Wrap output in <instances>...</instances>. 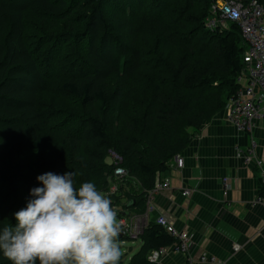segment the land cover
Returning <instances> with one entry per match:
<instances>
[{
  "label": "trees",
  "instance_id": "1",
  "mask_svg": "<svg viewBox=\"0 0 264 264\" xmlns=\"http://www.w3.org/2000/svg\"><path fill=\"white\" fill-rule=\"evenodd\" d=\"M209 5L0 0V229L16 224L46 172L107 193L109 151L127 178L108 198L143 213L146 192L239 87L240 31L206 30ZM139 242L126 264H153L147 256L175 239L149 222ZM0 264L12 262L0 252Z\"/></svg>",
  "mask_w": 264,
  "mask_h": 264
},
{
  "label": "crops",
  "instance_id": "2",
  "mask_svg": "<svg viewBox=\"0 0 264 264\" xmlns=\"http://www.w3.org/2000/svg\"><path fill=\"white\" fill-rule=\"evenodd\" d=\"M227 116L225 107L204 122L179 154L183 167L177 168L173 157L170 170L159 177L169 179L170 188L153 195L149 222L166 216L188 233L191 250L168 247L158 264H264L263 184L255 164L243 162L237 153L251 148L253 139L264 163V123L257 122L251 138ZM185 189L190 196H182Z\"/></svg>",
  "mask_w": 264,
  "mask_h": 264
},
{
  "label": "clouds",
  "instance_id": "3",
  "mask_svg": "<svg viewBox=\"0 0 264 264\" xmlns=\"http://www.w3.org/2000/svg\"><path fill=\"white\" fill-rule=\"evenodd\" d=\"M74 172L36 179L15 225L0 229V252L12 264H119L121 223L112 201L93 182L78 188Z\"/></svg>",
  "mask_w": 264,
  "mask_h": 264
},
{
  "label": "built area",
  "instance_id": "4",
  "mask_svg": "<svg viewBox=\"0 0 264 264\" xmlns=\"http://www.w3.org/2000/svg\"><path fill=\"white\" fill-rule=\"evenodd\" d=\"M232 25L238 27L245 51L242 57L244 67L237 78L239 87L226 104L227 118L231 125L250 134L252 138V132L257 122L264 123V5L259 4L256 0H210L208 15L204 20L205 29L212 32L218 29L229 30ZM251 143V148L237 153L243 162L255 164L261 184L264 185V163L255 154L253 139ZM173 162L177 168L183 167V161L179 155L173 158ZM106 163L113 166V171L108 178L109 191L104 194L111 196L116 194L120 187H125L123 180L127 178V171L120 166L122 158L114 151H109ZM224 181L227 183L226 178ZM169 188V179L157 180L154 186L146 192L145 209L140 214L127 213L125 209L112 205L122 226L120 235L122 238L139 241V237L149 224V214L153 210L151 202L153 195ZM190 194L191 190L189 189L182 192L183 197H188ZM258 200L263 201L261 197ZM153 223L162 227L175 239V243L169 248L172 247L182 253H188L191 250L188 233L175 228L173 222L166 216L156 217ZM234 247L235 251L239 249L237 245ZM166 249L152 251L147 256V260L158 264L160 255Z\"/></svg>",
  "mask_w": 264,
  "mask_h": 264
},
{
  "label": "rangeland",
  "instance_id": "5",
  "mask_svg": "<svg viewBox=\"0 0 264 264\" xmlns=\"http://www.w3.org/2000/svg\"><path fill=\"white\" fill-rule=\"evenodd\" d=\"M111 18V16H110ZM69 111H75L73 107L68 108ZM120 207V206H119ZM139 242L138 241H124L123 243H120L121 251H122V264H126L130 260V253H134L137 251V247L139 249Z\"/></svg>",
  "mask_w": 264,
  "mask_h": 264
},
{
  "label": "water",
  "instance_id": "6",
  "mask_svg": "<svg viewBox=\"0 0 264 264\" xmlns=\"http://www.w3.org/2000/svg\"><path fill=\"white\" fill-rule=\"evenodd\" d=\"M128 207H129V205L127 204L126 208H128ZM119 239H122V237L120 236Z\"/></svg>",
  "mask_w": 264,
  "mask_h": 264
}]
</instances>
